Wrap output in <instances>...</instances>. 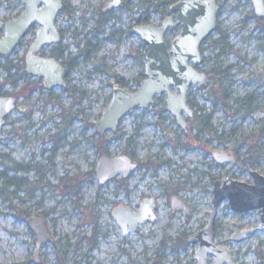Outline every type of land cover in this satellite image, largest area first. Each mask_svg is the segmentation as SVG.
<instances>
[{
	"label": "rangeland",
	"instance_id": "rangeland-1",
	"mask_svg": "<svg viewBox=\"0 0 264 264\" xmlns=\"http://www.w3.org/2000/svg\"><path fill=\"white\" fill-rule=\"evenodd\" d=\"M64 1L69 9L57 25L65 57H75L66 87L48 92L25 80L14 86L0 73L4 91L19 88L17 108L0 134V264H153L157 258L159 264H196V245L182 241L209 218L211 177L251 182L252 171L264 177V22L252 17L251 0H216L217 28L202 45L200 66L228 67L221 83L225 101L206 77L189 87L194 113L186 117L185 131L163 111V95L147 109H132L115 134L99 140L92 122L109 103L111 86L118 78L136 90L143 78L147 47L128 30L145 17L158 26L162 14L155 7L162 0H122L101 29L99 12L110 0ZM168 5L160 8L167 12ZM21 7V0H1L0 19ZM177 31L167 33L168 42ZM86 41L96 50L85 58ZM16 52L12 58H20L22 52ZM242 100L250 102L249 116L238 105ZM102 148L143 166L99 186L91 170ZM212 150H237L238 162L218 165ZM20 165L30 168L19 170ZM173 195L189 206V215L172 212ZM146 197L156 199V221L123 236L111 212L119 205L136 210ZM32 215L44 217L57 244L42 247L38 263L32 256L36 238L26 224ZM259 219V210L234 213L226 201L219 207L215 242L228 248L235 264H264V229L230 241L235 231L258 226Z\"/></svg>",
	"mask_w": 264,
	"mask_h": 264
},
{
	"label": "water",
	"instance_id": "water-1",
	"mask_svg": "<svg viewBox=\"0 0 264 264\" xmlns=\"http://www.w3.org/2000/svg\"><path fill=\"white\" fill-rule=\"evenodd\" d=\"M23 10L9 20L0 19V54L11 55L21 43L28 28L36 23L40 28L25 56L26 73L41 78L47 90L64 88L63 67L55 59L39 57L37 54L44 45H54L59 41L58 29L55 27L56 16L63 9L62 0H21ZM121 0H111L102 9L106 13L121 5ZM255 18L264 19V0H251ZM42 8L40 9V7ZM175 16L165 17L160 26L149 24L133 25L132 33L147 47L144 55L143 80L137 90L113 84L108 105L101 111L100 118L92 124L101 134L115 133L121 120L132 109H147L154 103V97L165 95L164 110L176 121L177 126L185 131L184 116H192L193 109L188 106V86L203 84L206 75L199 71L202 63L200 47L204 40L211 36L216 28L219 5L216 0H177L169 7ZM172 26H180L178 35L167 44L166 32ZM16 99L11 96H0V133L5 118L16 108ZM213 161L218 165L236 163L233 154L227 151L212 150ZM130 155L101 154L95 164L94 174L100 186L120 176L127 178L137 168ZM252 183L236 179H215L212 184L211 208L205 225L187 237L189 244H194L192 259L196 264H235L226 246L215 242L214 223L217 212L223 201H226L232 212L244 214L248 211H260L258 226L235 231L230 241L241 242L248 235L264 229V177L257 171L250 172ZM155 198L142 199L136 210L129 206H116L111 218L118 225L123 236L136 232L139 225L156 221L154 212ZM172 212H183L189 215L190 208L180 196L170 198ZM28 228L35 235L34 261L38 262V254L46 244L56 245V239L50 233L46 223L40 216H29Z\"/></svg>",
	"mask_w": 264,
	"mask_h": 264
},
{
	"label": "flooded vegetation",
	"instance_id": "flooded-vegetation-1",
	"mask_svg": "<svg viewBox=\"0 0 264 264\" xmlns=\"http://www.w3.org/2000/svg\"><path fill=\"white\" fill-rule=\"evenodd\" d=\"M1 1V0H0ZM175 1H177V0H174V1H172V2H170V4L168 5V7H167V12H166V10L163 12V15H162V19L161 20H163V18H165V17H171V16H175V14L174 13H170L169 12V7H170V5L171 4H173V3H175ZM22 4V3H21ZM65 4V1L64 0H62V7H63V5ZM121 4H122V0H121ZM120 4V5H121ZM219 5V4H218ZM42 8V6L40 7V9ZM64 8V7H63ZM23 10V5H22V7L20 8V11L18 12V13H16V14H14V15H12L11 17H14V16H17L18 14H20V12ZM63 11V9L58 13V15L56 16V21H55V27H56V29H58V34H59V41L57 42V43H54V45H44L43 46V48L42 49H40V52L37 54L39 57H41V58H43V57H48V58H52L53 60L55 59L56 61H58L59 63H60V65L63 67V72H64V83H65V87H66V85H67V77H68V75H69V71L70 70H68V68H71V64H72V62L73 63H75V57H72V58H68V57H65V50H64V47H63V45H62V40H61V38L63 37V30L61 29V28H59L58 27V25H57V20H58V16L60 15V13ZM111 11H113V10H110V11H108V12H111ZM11 17H9V18H11ZM3 20V19H2ZM6 20H9V19H6ZM161 20H160V22H161ZM160 22H159V24H160ZM139 24H141V23H139ZM139 24H134V25H139ZM158 24V26H160ZM132 27H133V25H132ZM132 27H131V30H132ZM40 27L36 24V23H34V24H32L31 25V27L30 28H28L27 29V31L25 32V34H24V36L21 38V43L11 52V55H9V56H4V55H2L3 56V58H5V59H8L9 58V60H8V62L9 63H11L12 64V69H11V74H13V77H14V79H15V83H13L12 85H14V86H18L17 84L20 82V81H28L29 82V84L30 85H33V86H39L40 88H44V89H46V87H45V84L43 83V81H42V79L41 78H38V77H35V76H30L28 73H26V63H25V56H26V53H27V50H28V48L30 47V45L32 44V40L36 37V33H37V31H38V29H39ZM172 29H178V31H177V34H176V36L178 35V33H179V31H180V26H178V27H175V26H172L170 29H168V31L166 32V42H167V44H169L170 42H168L167 41V33L170 31V30H172ZM176 36H174L173 38H175ZM26 38H28L27 40H26ZM172 38V39H173ZM143 44V43H142ZM203 45V44H202ZM201 48H202V46L200 47V54H201ZM20 50V52H22V54H20L21 56H20V58L19 57H15V58H12V54L13 55H15L17 52L16 51H19ZM1 55V54H0ZM2 58L0 57V60H1ZM68 60H70V61H72V62H69ZM198 70L199 71H202L201 70V66L200 67H198ZM204 73H205V75H206V72L205 71H203ZM142 80H143V78H142ZM141 80V81H142ZM115 84H117V83H115ZM141 84V83H140ZM119 86H122V85H119ZM190 86H192V85H189L188 86V90H189V87ZM64 87V88H65ZM124 87H128V86H124ZM56 88H58V87H55V89ZM64 88H60V89H64ZM129 88V87H128ZM19 88H17V91H15L14 93H8V92H6V91H4L3 90V87L2 86H0V96H11V97H15V99H16V104H17V102H18V99H19V90H18ZM130 89V88H129ZM47 90V89H46ZM52 90H54V89H52ZM52 90H47L48 92H50V91H52ZM130 90H132V89H130ZM187 94H188V92H187ZM165 96V95H164ZM187 99H188V97H187ZM165 100V99H164ZM166 101V100H165ZM190 99H188V106L192 109V106H190L191 105V103H190ZM155 102V101H154ZM189 103H190V105H189ZM153 105V104H152ZM16 106V105H15ZM165 106V105H164ZM16 108H17V106H16ZM15 108V109H16ZM14 109V110H15ZM163 111H164V107H163ZM193 111H194V109H193ZM167 112V111H166ZM194 113V112H193ZM193 113H192V116H193ZM11 114V113H10ZM9 114V115H10ZM8 115V116H9ZM6 117L5 118V120H4V124H3V127L7 124V121H8V118L9 117ZM192 116H190V117H192ZM186 117H188V118H190L189 116H184V120H185V122H186ZM174 120V119H173ZM93 123V122H92ZM121 124V123H120ZM94 126V125H93ZM3 127H2V130H1V133H2V131H3ZM95 127V126H94ZM120 127V126H119ZM95 131H96V127H95ZM118 131V130H117ZM116 131V132H117ZM115 132V133H116ZM0 133V134H1ZM96 133L99 135V133L96 131ZM115 133H112V134H115ZM101 135H104V134H101ZM100 135V136H101ZM231 154H233L234 156H235V158H236V161H237V154H236V152L235 153H231ZM230 154V155H231ZM99 156H101V155H99ZM132 158V161L133 162H135L137 165H138V163L135 161V159L133 158V157H131ZM238 162V161H237ZM236 162V163H237ZM96 164V163H95ZM20 166H22L21 168H19V170H23V171H26L27 172V170L26 169H24L23 168V166L24 165H20ZM24 167H26V166H24ZM94 167V166H93ZM139 167V165L137 166V168ZM95 168V167H94ZM94 168H93V173H94ZM136 168V169H137ZM34 169V168H33ZM135 169V170H136ZM132 174V173H131ZM94 177H95V174H94ZM118 177H120V176H118ZM129 177V176H128ZM127 177V178H128ZM117 178V177H116ZM121 179H124L123 177H120ZM115 179V178H114ZM113 179V180H114ZM216 179H218V180H220L219 178H216ZM229 179V178H228ZM233 179V178H232ZM97 180V179H96ZM112 180V181H113ZM222 180V179H221ZM231 180V179H230ZM251 181H252V179H251ZM248 183H252V182H248ZM155 203H156V199H155ZM139 204V203H138ZM138 207V206H137ZM155 207V206H154ZM154 212H155V208H154ZM235 213V212H234ZM259 214H260V211H259ZM155 215H156V213H155ZM261 215V214H260ZM35 216H37V215H35ZM39 217L41 216L42 218H43V220H44V222H45V219H44V217L42 216V215H38ZM217 216V215H216ZM28 219V218H27ZM215 222H216V220H215ZM259 222H260V219H259ZM258 222V223H259ZM46 223V222H45ZM46 225H47V223H46ZM214 227H215V223H214ZM47 228H48V226H47ZM215 229H216V227H215ZM50 231V230H49ZM51 233V232H50ZM52 234V233H51ZM54 235V234H53ZM216 238V237H215ZM55 239H56V237H55ZM56 244V243H55ZM47 245V244H46ZM50 245V244H49ZM57 245V244H56ZM55 245V246H56ZM45 246V245H44ZM43 246V247H44ZM54 246V245H53ZM41 251V250H40ZM40 253V252H39ZM33 254V253H32ZM38 257H39V254H38ZM33 261H34V257H33ZM213 262V260L212 259H210V264ZM35 262V261H34ZM38 262H39V258H38ZM38 262H35V263H38Z\"/></svg>",
	"mask_w": 264,
	"mask_h": 264
},
{
	"label": "trees",
	"instance_id": "trees-1",
	"mask_svg": "<svg viewBox=\"0 0 264 264\" xmlns=\"http://www.w3.org/2000/svg\"><path fill=\"white\" fill-rule=\"evenodd\" d=\"M166 4H169L167 1H165V0H162V1H159L158 2V4L156 5V7H155V11H157V12H159V14H162L163 15V12H164V9L162 8H160V6L161 5H166ZM122 6V5H121ZM120 6V7H121ZM63 9H69L65 4L63 5ZM160 9V10H159ZM68 12H71V10H68ZM109 13L110 12H106V13H103L102 11H101V13L99 12V16H100V18H99V20H98V27H99V29H101V25H104L105 23H106V21L110 18V16H109ZM252 17L254 18V20H256L258 23H263L264 21H262V20H259L258 18L256 19L255 18V16L254 15H252ZM142 23L141 24H145V23H147V19H146V17L144 18V20L143 21H141ZM136 24H139V22H137ZM216 28H217V26H216ZM216 30V29H215ZM129 31V33H132V30H131V28L128 30ZM143 47H145L144 45H143ZM96 47L95 46H92V45H90L89 43H88V41H86V43H85V47H84V49H85V53L84 54H82V57H87V54L88 53H92L93 51H95L96 49H95ZM0 57L1 58H3V56L2 55H0ZM144 57V56H143ZM69 62H72V61H70V60H68ZM75 64L72 62V64H71V67L72 66H74ZM11 69H12V64L11 63H9V62H7V63H0V73H1V71L5 74L4 75V77H3V80H4V82L5 83H8V84H10V85H12L13 83H15V79H14V77H13V74H11ZM68 70H71V68H68ZM227 70H228V67L226 68H221V67H213V68H211L210 70H208V71H205L206 72V76H207V78H210V79H212V81H213V83L218 87V93H220V95H219V97H220V99H218V100H221L222 102H224L225 101V97H224V95L222 94L223 93V90L221 91V89H222V86H221V83L223 82V79H224V77H225V75L227 74ZM143 76V72L140 74V77H142ZM117 81H116V83L118 84V85H122V86H128L127 84H126V82H124V80H122V79H116ZM139 83H141V79H140V81H139ZM159 97L160 96H157L155 99H159ZM154 99V100H155ZM217 100V99H216ZM190 103H191V106H193L194 105V103L192 102V101H190ZM239 107H241L243 110H244V112H245V116H249L250 115V113H251V107H250V102H247V101H245V100H242V101H239ZM206 120H208L207 118H206ZM200 123H202V121L200 120ZM199 128L201 129V130H204V129H206V127L205 126H202V127H200L199 126ZM95 135L97 136V138L99 139V140H101L103 137H104V135H98L97 133H95ZM235 152H236V154H237V150H235ZM102 153H106V149L105 148H102V149H100L99 150V155H101ZM139 166H143L142 164H138ZM17 167V166H16ZM15 167V168H16ZM20 168L22 167V166H19ZM23 168L24 169H29L30 168V166H28L27 165V167H24L23 166ZM34 168V167H33ZM36 168V167H35ZM92 172H93V170H91V174H92ZM217 177H211V179L212 180H215ZM123 180V179H122ZM11 184H14L13 182H16V181H14V179L13 178H11L10 179V181H9ZM26 220H27V218H26ZM182 244L183 245H187V241L185 240V239H183V241H182ZM160 263V261H158V258L154 261V263L153 264H159Z\"/></svg>",
	"mask_w": 264,
	"mask_h": 264
}]
</instances>
